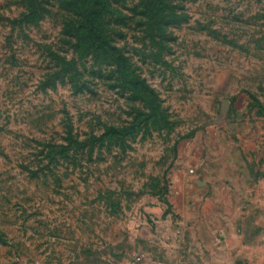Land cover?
<instances>
[{"label":"rangeland","instance_id":"1","mask_svg":"<svg viewBox=\"0 0 264 264\" xmlns=\"http://www.w3.org/2000/svg\"><path fill=\"white\" fill-rule=\"evenodd\" d=\"M92 3L0 0V264H253L264 0Z\"/></svg>","mask_w":264,"mask_h":264},{"label":"trees","instance_id":"2","mask_svg":"<svg viewBox=\"0 0 264 264\" xmlns=\"http://www.w3.org/2000/svg\"><path fill=\"white\" fill-rule=\"evenodd\" d=\"M37 2V0H31ZM104 0H93L92 6L86 12L84 21L82 22V28L86 38L93 43H96L100 47H106L109 45L108 38L101 32L97 24V19L101 14Z\"/></svg>","mask_w":264,"mask_h":264},{"label":"crops","instance_id":"3","mask_svg":"<svg viewBox=\"0 0 264 264\" xmlns=\"http://www.w3.org/2000/svg\"><path fill=\"white\" fill-rule=\"evenodd\" d=\"M249 246L250 245H247L245 247H249ZM248 249H250L249 255L254 253V255H252L254 258L250 262H252L253 264H264V252L262 254L258 253V251L264 250V244L260 245V248L251 246ZM241 251H244V250L242 249ZM256 252L258 253L257 255H256ZM249 255H248V257H249Z\"/></svg>","mask_w":264,"mask_h":264}]
</instances>
